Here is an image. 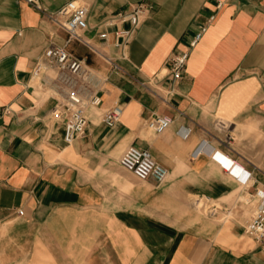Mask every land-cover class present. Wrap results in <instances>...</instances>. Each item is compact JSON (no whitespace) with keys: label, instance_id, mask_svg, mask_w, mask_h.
Listing matches in <instances>:
<instances>
[{"label":"crops","instance_id":"obj_1","mask_svg":"<svg viewBox=\"0 0 264 264\" xmlns=\"http://www.w3.org/2000/svg\"><path fill=\"white\" fill-rule=\"evenodd\" d=\"M67 1L40 0L43 12L0 0V264H264L244 230L255 203L240 200L264 183V0H78L87 7L81 37L94 51L66 43L49 18ZM138 3L146 13L116 46V29L130 25L106 21ZM202 25L175 93L163 102L145 90L141 82L165 76L170 55ZM52 45L93 69L100 97L70 143L50 120L55 85L33 74ZM116 107L108 126L102 114ZM153 114L172 118L161 134L146 128ZM130 145L169 171L164 183L119 164ZM192 196L219 202L230 218L198 216Z\"/></svg>","mask_w":264,"mask_h":264},{"label":"built area","instance_id":"obj_2","mask_svg":"<svg viewBox=\"0 0 264 264\" xmlns=\"http://www.w3.org/2000/svg\"><path fill=\"white\" fill-rule=\"evenodd\" d=\"M39 11H43L40 0H23ZM222 0L217 1L220 7ZM143 3L134 4L129 11H119L109 18L106 23H129V28H118L115 31L117 37L116 46L128 42L133 30L139 25L142 17L147 11ZM49 18L68 32V43L76 39L84 43L92 51L93 45L81 37V32L87 27V7L78 0H69L57 11L48 14ZM212 19V17H210ZM206 29L205 25L191 36L185 49L174 51L169 57V65L165 76L154 75L149 77L141 85L149 93L159 97L163 102L175 93V85L182 78L190 50L201 39ZM105 33H100V38H105ZM84 61L72 56L65 46H49L44 51V57L40 60L35 69L34 76L40 80L42 74L45 80L55 85L51 94L56 97V103L50 113V120L53 123L63 124V140L66 143L72 142L75 138L83 136L86 132L88 120L83 112L87 104L98 106L100 97L92 82L93 73L87 70ZM53 72V75L51 74ZM166 80V81H165ZM120 108L105 110L102 114V121L113 126L120 118ZM172 123V118L167 114H153L146 120V128L153 134H161L166 131ZM178 132L186 136L188 129L182 128ZM205 143H201L195 153L201 151ZM119 164L131 172L140 180L153 179L157 185L164 183L169 171L157 162L150 152L135 145L125 148L119 158ZM238 167V178L244 175V169L232 161L230 172ZM237 174V175H238ZM193 203H210L211 201L203 196H195ZM244 202H254L255 207L250 219L247 221L244 230L251 235L264 249V183L257 185L254 192ZM213 205V204H212ZM214 206V207H213ZM211 210L215 209V205ZM22 214L21 210L17 211Z\"/></svg>","mask_w":264,"mask_h":264},{"label":"rangeland","instance_id":"obj_3","mask_svg":"<svg viewBox=\"0 0 264 264\" xmlns=\"http://www.w3.org/2000/svg\"><path fill=\"white\" fill-rule=\"evenodd\" d=\"M87 70H89L90 72H94L93 69L91 67L86 68ZM53 75V72L51 73ZM50 93H48V97H49ZM45 97H47V95H45ZM56 101V99H55ZM233 136L236 138V132L234 131ZM195 196H192L189 200V208L198 216H202L205 218H209L211 219L213 222H223L228 220V218H230V214L223 212L222 211V207L221 204L219 202H210V203H200L195 204L193 203V199ZM247 199V196L245 197H241L240 200L245 201ZM215 205V209L212 211L211 210V206ZM214 207V206H213Z\"/></svg>","mask_w":264,"mask_h":264},{"label":"bare ground","instance_id":"obj_4","mask_svg":"<svg viewBox=\"0 0 264 264\" xmlns=\"http://www.w3.org/2000/svg\"><path fill=\"white\" fill-rule=\"evenodd\" d=\"M224 159H227V158H224ZM228 162H229V163H228ZM228 162H227V163H228L227 165L231 168V163H232V161L229 160ZM234 168L236 169V173H237V172H238V167L235 166ZM199 204H200V203H199ZM199 204H198V205H199Z\"/></svg>","mask_w":264,"mask_h":264}]
</instances>
